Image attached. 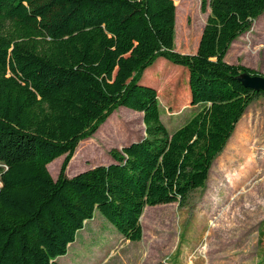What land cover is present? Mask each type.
<instances>
[{
  "label": "trees",
  "instance_id": "obj_1",
  "mask_svg": "<svg viewBox=\"0 0 264 264\" xmlns=\"http://www.w3.org/2000/svg\"><path fill=\"white\" fill-rule=\"evenodd\" d=\"M201 5L211 13L198 49L181 54L173 0H0V264H60L96 213L140 242L147 207L183 206L207 186L264 96L239 81L264 75L225 60L264 15V0ZM159 59L188 70L190 105L201 107L173 133L157 89L141 83ZM119 108L143 115L145 137L69 178L79 144Z\"/></svg>",
  "mask_w": 264,
  "mask_h": 264
},
{
  "label": "rangeland",
  "instance_id": "obj_2",
  "mask_svg": "<svg viewBox=\"0 0 264 264\" xmlns=\"http://www.w3.org/2000/svg\"><path fill=\"white\" fill-rule=\"evenodd\" d=\"M173 1L175 50L194 54L211 10L202 12V0ZM225 60L264 75V15L232 44ZM141 83L157 89L162 121L171 133L201 109L190 105L188 70L182 66L159 59L144 73ZM145 135L143 115L119 108L93 137L79 144L66 175L71 178L111 164L112 149L121 150ZM63 161V157L56 160L51 169L55 180ZM144 213L140 242L125 241L96 213L58 262L264 264V96L248 107L234 136L215 160L204 189L193 192L183 206L147 207Z\"/></svg>",
  "mask_w": 264,
  "mask_h": 264
},
{
  "label": "water",
  "instance_id": "obj_3",
  "mask_svg": "<svg viewBox=\"0 0 264 264\" xmlns=\"http://www.w3.org/2000/svg\"><path fill=\"white\" fill-rule=\"evenodd\" d=\"M239 81L247 89L253 90L255 92H262L264 94V76L256 75L252 76L249 74H243Z\"/></svg>",
  "mask_w": 264,
  "mask_h": 264
}]
</instances>
